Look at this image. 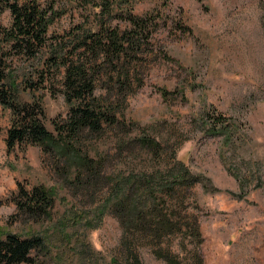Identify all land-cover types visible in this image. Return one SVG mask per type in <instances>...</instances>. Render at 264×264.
<instances>
[{
  "label": "rangeland",
  "instance_id": "374dc122",
  "mask_svg": "<svg viewBox=\"0 0 264 264\" xmlns=\"http://www.w3.org/2000/svg\"><path fill=\"white\" fill-rule=\"evenodd\" d=\"M34 1L55 13L49 48L37 61L12 54V74L22 99L42 104L43 123L55 134L70 112L65 70L50 67L46 89L27 91L23 82L35 77L51 46L94 64L95 55L76 48L104 26L129 28L121 18L129 11L146 19L151 40L141 43L131 69L136 82L116 96L112 111L120 124L105 122L103 132L86 131L68 148L46 154L33 145L9 152L12 112L0 106V235L45 238L33 264H109L115 257L129 263V249L138 250L144 264H167L156 258L158 250L189 264H264V0H109L112 11L105 15L97 8L104 0ZM12 22L6 10L0 25ZM97 61L95 94L107 98L109 67L101 65L103 58ZM214 115H224L232 129L210 131ZM147 137L161 144L158 153L138 143ZM74 151L102 159L103 177L170 170L177 154L201 178L178 195L184 222L191 226L198 219L201 236L188 227L193 232L166 236L158 245L131 239L127 250L124 225L108 207L112 185L80 188ZM37 185L51 191L55 207L50 218L34 222L17 214L13 194Z\"/></svg>",
  "mask_w": 264,
  "mask_h": 264
},
{
  "label": "trees",
  "instance_id": "16d2710c",
  "mask_svg": "<svg viewBox=\"0 0 264 264\" xmlns=\"http://www.w3.org/2000/svg\"><path fill=\"white\" fill-rule=\"evenodd\" d=\"M112 4L113 2L104 0L97 8H101L104 15L110 14ZM6 10L12 13L13 22L11 27L0 25V106L12 112L11 127L6 137L8 151L12 152L19 146L37 145L46 154L56 153V149L74 145L86 131L103 132L105 122L120 124L116 118L117 111L113 112L112 109L119 102L116 96L126 94L128 88H132L136 82L131 69L136 65L138 55L143 52L141 43L151 40L146 19L129 11L121 16L129 24V28L109 29L104 26L98 32L87 35L76 48L84 47L86 54L95 55L94 64H97L99 58H103L101 65L109 67L106 71L111 92L107 98L95 94V74L101 73L96 70L95 65L85 64L82 58L74 60L61 45L50 47L49 52L52 54L46 60L42 58L39 61L37 73L31 74L35 77L23 79L27 91L46 89L50 79H53L49 73L50 67L57 68L58 72L65 70V95L70 112L67 119L56 124L55 134L43 123L45 110L42 104L37 100L26 102L20 96L21 89L12 74L17 58L11 57L18 53L29 61L40 60L44 48H49L48 34L55 21V13L52 8H42L34 0H0V19ZM117 88L120 89V92L117 91L119 93L115 92ZM168 95V91L164 90V96ZM212 118L214 126L210 131L229 132L232 129L224 115H214ZM138 143L156 153L161 149V144L149 137L138 139ZM74 154L79 157L74 180L80 188L90 190L93 187L96 190L106 182L112 185L108 192V207L124 225L123 244L126 249H129L131 239L145 238L158 245L166 236H176L185 230L187 233L193 232L190 230L193 228L196 235L201 236L199 220L195 218L191 226L190 223H185L182 216L184 206L178 200L183 189L201 184V178L190 172L177 154L173 157L174 166L170 170L129 175L107 173L104 177L102 159L83 152L74 151ZM13 196L17 214L32 218L34 222L50 218L55 207L54 195L43 185L32 189L20 186ZM129 232H133L132 238L129 237ZM45 247L46 240L41 235L26 238L10 232L0 235V264H33L36 262L34 254ZM128 251L129 263L115 257L109 264H144L138 250ZM155 256L167 264H189L163 250L156 251Z\"/></svg>",
  "mask_w": 264,
  "mask_h": 264
}]
</instances>
